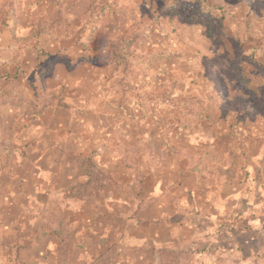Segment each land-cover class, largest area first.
Wrapping results in <instances>:
<instances>
[{"label": "rangeland", "instance_id": "1", "mask_svg": "<svg viewBox=\"0 0 264 264\" xmlns=\"http://www.w3.org/2000/svg\"><path fill=\"white\" fill-rule=\"evenodd\" d=\"M1 108L47 264H264V0H0Z\"/></svg>", "mask_w": 264, "mask_h": 264}, {"label": "crops", "instance_id": "2", "mask_svg": "<svg viewBox=\"0 0 264 264\" xmlns=\"http://www.w3.org/2000/svg\"><path fill=\"white\" fill-rule=\"evenodd\" d=\"M10 110L13 118L14 109L11 108ZM7 113L8 108L0 109L1 116ZM5 171H0V260H14L15 258H21V260L33 264H47L49 260L40 258L39 256L42 255V253H48L51 255L52 253L57 252L58 248L55 243L59 240L55 238L56 235L53 236L50 233L46 234L37 231L36 228L34 229V218H32L31 215H28V212L22 213V205L19 207L21 213L17 214L15 212L17 205L14 207H8L4 200L6 195L16 192L24 193L25 190L22 191L24 183H27L29 187L38 190V181L36 179L30 180V175L26 178L24 177L22 182L19 177L10 180V177L7 176ZM19 182L22 186H19ZM2 196L4 197L2 198Z\"/></svg>", "mask_w": 264, "mask_h": 264}, {"label": "trees", "instance_id": "3", "mask_svg": "<svg viewBox=\"0 0 264 264\" xmlns=\"http://www.w3.org/2000/svg\"><path fill=\"white\" fill-rule=\"evenodd\" d=\"M81 155L80 153H76V156ZM83 156V160L81 163H79V165H82L83 169H87L85 166V163L89 164L91 161L90 156L88 155H82Z\"/></svg>", "mask_w": 264, "mask_h": 264}]
</instances>
